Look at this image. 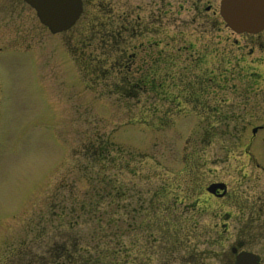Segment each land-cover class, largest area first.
<instances>
[{
    "label": "rangeland",
    "instance_id": "obj_1",
    "mask_svg": "<svg viewBox=\"0 0 264 264\" xmlns=\"http://www.w3.org/2000/svg\"><path fill=\"white\" fill-rule=\"evenodd\" d=\"M124 1L125 4L123 0H101V12L79 20L62 36L49 34L41 51L0 53V264H141L133 242L137 239V229L129 225L127 229L125 224H122L125 235L116 237L122 240L121 244L98 242L96 250H91V244L82 242L80 251L74 252L73 246L67 243L65 254L59 253L61 240L65 238L62 224L68 221L66 218L58 226L55 223L58 211L55 202L61 191L79 197L85 205L97 204L96 220L104 223L107 187L105 181L99 186L93 179L94 174L106 166L100 171L105 180L118 174L114 182L128 185L125 186L127 222L133 223L137 221V212L143 205L147 206L145 202L140 205L141 198L150 194L149 189L181 173L184 158L194 157L188 154L191 151L198 150L197 153L204 155L209 171L219 174L224 171V176L242 169L245 161L241 149H236L239 144L262 151L264 157V94L246 97L247 89L238 84L237 79L248 76L247 72L255 77L252 74L255 70L264 75V68H253L247 62L244 67L239 64L235 68L224 64L226 69H223L213 53V48L219 50L222 46L216 45V32L209 33L216 30V22L192 20L189 0L156 3L160 10V38L164 43L159 51L161 76H182L180 72L197 76L199 82L191 84L188 92L194 103H202L204 96L196 88L206 84L207 77L203 74L214 70L215 74L226 75L224 87L205 86L209 89L205 109L196 105L191 110L181 106L178 112L174 97L158 99L154 91H149L147 99L120 98L115 94L120 88L113 82L114 75L94 83L95 80L90 79L92 75L83 72L90 71L85 66L91 65L84 62L83 57L88 59L90 51L97 56L101 54V48L94 52V43L90 45L87 41L93 30L104 32L108 26L105 3L111 2L114 13L132 12L131 20L136 13L148 14L155 6L153 0ZM86 11H90V6ZM155 24L158 26L157 21ZM202 31H207V37L216 35L205 53L207 58L198 68L193 66L197 69H184L188 50L193 55L204 51L202 43H197ZM148 35L145 33L144 40ZM170 35L176 37L175 43ZM169 40L172 47L165 46ZM191 44L193 49L186 50ZM74 45H81L83 51L78 52ZM175 48H181L180 53ZM144 52L150 62L153 53L149 51L147 56ZM138 55L141 57L143 52ZM82 59L84 70L80 72L76 63ZM260 92L264 93L263 89ZM245 105L250 110L245 111ZM257 125L262 129L252 137L251 129ZM96 144L105 147L110 158L115 157V160L112 157L114 162L94 163L89 149ZM81 213L78 212L74 228L68 230L71 234L74 231L87 234L93 228L92 214L83 217ZM155 215L159 216L155 220L161 228L168 227L160 229V237L170 236L172 217L170 219L169 212ZM130 244L132 254L122 259L121 249ZM164 248L161 262L170 264L173 254L168 253V247ZM180 256L181 252L176 255Z\"/></svg>",
    "mask_w": 264,
    "mask_h": 264
},
{
    "label": "flooded vegetation",
    "instance_id": "obj_2",
    "mask_svg": "<svg viewBox=\"0 0 264 264\" xmlns=\"http://www.w3.org/2000/svg\"><path fill=\"white\" fill-rule=\"evenodd\" d=\"M153 1L155 6L151 8V12L145 15L136 13L132 20L129 18L132 12L114 13L111 2L105 3L104 14L108 26L104 32L101 29L93 30L91 38L89 36L87 41L90 45L94 43V52L101 48V54L97 56L90 51L91 65H87L90 71L86 73L92 75L90 78L95 80L94 83L101 78L114 75V84L121 85V91L117 89L115 93L120 98L147 99L149 91H154L158 99L168 95L174 97L175 109L178 112L181 106H186L190 110L194 105L205 109L204 104L208 105L205 98L208 99L209 91L205 86L224 87L226 75L215 74L214 70L203 74L207 77L206 84H199L203 87L196 88L202 91L201 95L204 96L202 103H194L188 92L191 84L199 82L197 76H188L187 72H180L182 76L162 78L159 51L164 43L160 38V10L156 8L159 0ZM189 1L192 5L189 8L192 20L213 19L216 22V30H210L209 33L216 32L218 36L216 45L222 46L219 50L213 48V53L223 69H226V66L235 68L239 64L244 67L247 62L253 68H264V28L256 33H236L222 20L218 8L219 0ZM100 2L101 0H81L82 11L78 20L97 15L101 10ZM123 3L125 4L124 0ZM87 6H90L91 12L86 11ZM145 20L150 23L144 22ZM156 21L158 26L155 24ZM145 33L149 35L144 40ZM49 34L52 33L39 22L34 8L27 0H0V53L41 51L47 43ZM206 35L207 31H202L201 35L197 36V43H202L204 51L193 55V52L188 50L189 56L186 57L184 69H197L206 60L205 53L216 36ZM170 38L174 43L177 41L175 36L170 35ZM165 46L172 47L171 41H167ZM81 47L74 45V48L79 50ZM187 49H193L192 44L190 48L186 47ZM180 50L181 48L176 51L180 53ZM140 51L143 52L141 57L138 55ZM144 51L147 56L149 51L153 53L150 62ZM247 74L245 78H237L238 84L247 89L246 97L264 94L260 92L261 89L264 91V88L260 87L264 85L263 72L255 70L252 73L255 77H251L250 72ZM248 110L250 108L246 106L245 111ZM258 129H262V126L254 131L251 129L252 137L256 135ZM239 145L236 149H241L242 159L245 161L242 169L240 167L239 172L225 176L222 175L224 171L222 174L209 171L207 159L203 154L197 153L198 150L188 153L194 154V157L184 158L181 173L161 186L149 189L147 192L150 194L146 198H141L140 205L145 202L147 206L143 205L139 213L137 212V221L133 223L127 222L129 214L127 203L125 204L127 190L125 186L128 185L114 182L118 180V174L111 175V178L106 179L107 182L103 173L94 174L95 185L102 186L100 183L105 181L104 186L107 187L104 223L96 220L97 204L85 205L79 197L74 198V195L61 191L55 202V208L58 209L55 223L58 226L66 221V218L68 221L62 224L65 225L63 227L66 239L61 240L62 249L59 253L65 254L67 243L73 246L74 252L80 251L81 242L97 244L105 241V244L110 242L108 245L114 242L121 244L122 240L116 237L122 238L125 235L122 228V224H125L127 229L128 225L137 229V239L134 238L133 242L136 243L137 255L142 259L141 264H162L161 254L166 251L164 247L169 248L170 255L173 254L174 259L170 264H264V157L261 156L260 150H250L246 145ZM136 175L139 176L137 173ZM99 191L98 189L97 192ZM80 211L83 217L92 214L93 228L87 234L84 231H78L76 234L74 231L71 234L68 230L74 228ZM165 211L169 212L170 219L172 217L170 236L161 238L160 229L167 230L168 227L161 228L160 223L155 220L159 216L155 214H163ZM148 228H156L159 231L153 232L154 229L149 231ZM131 250L132 244L129 247L123 246L120 257L126 259L132 254ZM180 252L182 256L177 258L176 255ZM71 258L69 260H72Z\"/></svg>",
    "mask_w": 264,
    "mask_h": 264
},
{
    "label": "water",
    "instance_id": "obj_3",
    "mask_svg": "<svg viewBox=\"0 0 264 264\" xmlns=\"http://www.w3.org/2000/svg\"><path fill=\"white\" fill-rule=\"evenodd\" d=\"M52 31L68 28L80 11L79 0H30ZM220 11L235 31L255 32L264 25V0H221Z\"/></svg>",
    "mask_w": 264,
    "mask_h": 264
},
{
    "label": "trees",
    "instance_id": "obj_4",
    "mask_svg": "<svg viewBox=\"0 0 264 264\" xmlns=\"http://www.w3.org/2000/svg\"><path fill=\"white\" fill-rule=\"evenodd\" d=\"M101 156V155H100Z\"/></svg>",
    "mask_w": 264,
    "mask_h": 264
}]
</instances>
